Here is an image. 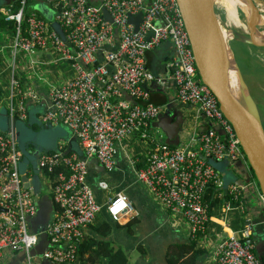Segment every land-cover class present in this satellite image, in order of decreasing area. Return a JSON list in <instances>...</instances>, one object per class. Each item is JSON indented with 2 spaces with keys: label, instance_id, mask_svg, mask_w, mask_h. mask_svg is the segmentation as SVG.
I'll use <instances>...</instances> for the list:
<instances>
[{
  "label": "built area",
  "instance_id": "obj_1",
  "mask_svg": "<svg viewBox=\"0 0 264 264\" xmlns=\"http://www.w3.org/2000/svg\"><path fill=\"white\" fill-rule=\"evenodd\" d=\"M26 6L27 0H20L15 11V7L3 11L5 20L15 24L13 47L31 53L53 46L71 61L76 74L67 83L50 85L46 98L36 92L24 95L18 79L13 78L19 97L16 107H11L10 123L28 122L27 102L41 100L44 111L38 122L44 126L64 125L85 157L68 153V142H58L54 150L39 152L32 175L29 164L24 171L21 169L24 154L12 131H0V256L8 249L24 251L26 264H33L35 258L59 264L80 263V243L101 212L94 185L88 181L87 159L96 156L107 172H114L125 137L131 133L142 139L150 137L151 123L165 107L153 103L150 91L144 87L145 83L160 79L148 67L147 54L163 41H171L175 49L167 64L176 87L174 97L196 105L209 128L182 146L152 139L148 155L131 154L126 160L139 182L170 209L183 213L191 235L204 231L210 218L209 203L203 198L205 189L210 184L224 186L222 173L207 158L243 161L246 172L250 169L232 123L199 76L177 0H102L100 4L57 0V20L64 37L37 12H27ZM139 12L143 17L135 31L128 22L129 14ZM152 30L154 33L147 39ZM160 80L161 86L166 85ZM249 172L246 182L240 179L229 186L235 199L247 189L257 191L254 174ZM34 174L42 183L40 192L34 189ZM96 186L110 188L102 176ZM44 194L51 198L54 209L44 231L35 233L31 220ZM260 197L264 202L263 194ZM131 209L127 196L121 192L108 199L107 210L114 221ZM42 232L47 234L48 246L36 255L33 250ZM244 235L248 236L247 230ZM214 254L215 264H262L253 243L235 235L221 242Z\"/></svg>",
  "mask_w": 264,
  "mask_h": 264
},
{
  "label": "crops",
  "instance_id": "obj_2",
  "mask_svg": "<svg viewBox=\"0 0 264 264\" xmlns=\"http://www.w3.org/2000/svg\"><path fill=\"white\" fill-rule=\"evenodd\" d=\"M56 1L27 0L26 10L27 12H37L41 18L50 22L51 27L55 29L53 24L58 23ZM88 1L92 4H100L102 0ZM150 1L147 0L148 3ZM19 3L20 0H0V14L9 7H18ZM37 5H40L42 10H39ZM13 44V30L8 26L0 27V89L1 87L4 90L7 89V86L3 84L6 77L10 81V96L7 105H3V101L0 99V115H2L4 108L7 109L9 115L11 107H16L18 104L19 87L14 86L13 78L18 79L24 95H31L36 92L40 94L41 98H46L50 85L64 84L74 77V67L71 61L53 46L30 53L23 49H15ZM5 53H8V56H5ZM174 53L175 49L171 41H163L157 48L147 54L148 67L157 78L164 80L166 85L161 86L159 82L161 80L157 79L145 83L144 87L151 92L150 100L152 97L154 103L161 108L165 107L167 112H164V115L180 114L184 116L179 133L180 144L176 145L182 146L190 143L191 138L196 134L206 131L209 124L196 105L179 101L174 97L176 87H174V81L171 80V71L167 65ZM10 56L11 59H6ZM7 71L8 75H5ZM165 99L166 102L162 103ZM27 108L29 120L37 123L40 114L44 111L42 101L40 100L39 103L27 102ZM163 111L157 120L151 123V127L159 129L157 132L158 141L173 145L168 143L165 132L157 125L160 123V118L164 116L162 115ZM63 127L67 131L64 141L68 142L69 147V141L72 140L70 138H73V136L68 128L64 125ZM133 135L135 134H129L122 141L123 148L120 150L117 160L118 166L114 171L115 173L112 174L114 176H111V180H107L110 186L109 189L98 187L95 189L104 170L100 162L99 164L92 163L88 165L90 172L88 181L94 185L96 197L101 205L100 216L94 225L98 226L105 219L112 222V231L109 238L124 251L128 258V264H168L167 253L169 248L175 243L187 240L191 235V227L180 210L170 209L144 183L139 182L135 174L129 169L126 160L127 155L137 153L135 148L125 143V141L133 140ZM151 148L152 145H150L146 154H142V156L148 155ZM225 163L227 169L231 172V178L237 177L238 180L247 181L250 170L246 172V162L231 163L226 160ZM243 164H245V167ZM218 165L220 166V164ZM92 174H94L93 177ZM237 182L234 181L232 184ZM230 184L226 185L227 187L216 186L217 191L215 193H220L216 197L219 201L212 208L206 232L197 239L196 247L203 251L198 262L215 264L214 252L217 246L230 235H235L239 238H245L247 241L253 240L254 251L264 264V202L260 197L261 191L257 184L255 185L257 191L252 189L244 191L246 208L243 210L237 202L223 203L224 195L230 193ZM110 190H115L113 195L118 192L125 194L132 205V209L116 222L108 219V199L113 196L107 193ZM101 216L102 219H100ZM245 230L248 232L247 237L244 235ZM86 236L99 235L91 226L86 230ZM40 254L36 253V255ZM35 262L37 264L56 263H49V260H44V258H35ZM0 264H26V254L24 251H10L7 249L1 253ZM97 264H108V260L102 259V262Z\"/></svg>",
  "mask_w": 264,
  "mask_h": 264
},
{
  "label": "water",
  "instance_id": "obj_3",
  "mask_svg": "<svg viewBox=\"0 0 264 264\" xmlns=\"http://www.w3.org/2000/svg\"><path fill=\"white\" fill-rule=\"evenodd\" d=\"M246 1L251 8L250 10L253 18L252 24L249 23V36L247 39L242 38L243 42H247L248 44H252L256 47H264V39L257 40L255 37V31L257 30L256 24L259 22L261 17L257 13L255 1L262 3H264V1ZM177 2L184 20L185 28L190 38L195 65L197 67L199 76L202 82L206 84L215 94L219 101L221 110L223 111L226 118L232 123L237 136L240 139L241 146L245 152L248 167L255 175L257 185L264 196V120L260 113L257 101L248 88V84L241 71L235 52L232 48V44L230 48L233 52V67H235V69H232H234L239 75V79L241 82H243L244 88L242 90L235 89L231 84L224 81L218 71V66L222 64V59L220 56V50L222 46L220 23H222V21L216 11L217 3L215 0H177ZM37 8L42 10L40 5H37ZM142 17V12H139L136 15L129 14L128 22L134 25L135 31L138 30L139 24L142 21ZM53 27L61 36L64 37V33L60 27V24L55 23L53 24ZM153 33V30L150 31L146 38L149 39ZM164 112L166 113L167 110H164L162 115L165 114ZM5 118L7 120V128H0V131H12L14 140L25 154L30 152L38 156L40 152L39 148L31 147L29 144L21 141V138L26 135V131H24V129L30 132H36L33 130V123H31V120L28 122L14 120L12 123H10V117L8 113L6 114ZM183 121L184 116L180 114L164 115L160 118V123L157 125L160 126L165 132L168 143L173 145L180 144L179 133L181 131ZM36 124H39L40 127L43 126L46 129L53 127L44 126L40 122ZM70 139L72 140L69 141V147L67 149L68 153L76 152L80 158L84 159V153L80 149L77 140L75 138ZM31 145H33V143H31ZM207 160L222 173L225 187H227L230 183L232 184L234 181H238L237 183H239L237 177L231 178V172L227 169L225 162L218 163L220 164L219 166L217 164L218 161L215 159L207 158ZM87 162L88 165L92 163L99 164L96 156L90 157ZM36 163L37 160L35 164ZM243 166L245 167V164H243ZM26 179L27 178L24 177V180ZM25 186H28V183H25ZM42 187V183L37 174L36 182L34 183V189L36 192H40ZM225 191L227 192V190ZM53 209V201L47 194H44L38 200L37 214L31 220V228L33 232L37 233L39 231H44L50 221ZM48 241L47 234L42 232L39 237V243L34 248V250H37L38 252L33 250V253L42 254L48 244ZM248 242L254 243L253 240ZM44 260L48 259L44 258ZM52 262L53 261L49 260V263ZM197 264H202V262L199 261Z\"/></svg>",
  "mask_w": 264,
  "mask_h": 264
},
{
  "label": "rangeland",
  "instance_id": "obj_4",
  "mask_svg": "<svg viewBox=\"0 0 264 264\" xmlns=\"http://www.w3.org/2000/svg\"><path fill=\"white\" fill-rule=\"evenodd\" d=\"M217 3V13L222 21V23H225L227 25L228 18H227V11L225 9V6L223 3H221V0H218ZM238 15L244 25L248 24L249 22L246 19V16L249 15L245 13L243 8L238 7L237 8ZM262 17H260L259 22L256 24L257 30L263 31L264 30V21L261 20ZM263 19V18H262ZM230 28H232L233 31H235L236 35L242 33L243 27L234 26V25H227ZM239 30V31H238ZM14 33V32H13ZM240 39H235L232 41V48L235 52L236 58L238 60V63L240 65L241 71L245 77V80L248 84V88L251 91L253 97L257 101L260 113L264 120V47H256L252 44H248L247 42H243V39H247L248 37L246 35H240ZM243 38V39H242ZM242 39V40H241ZM250 52V54L248 53ZM255 55V59H252L254 62L259 63L256 68L252 64V61H249V56L253 57ZM5 56H8V53H5ZM12 56V54H11ZM11 56L6 59H11ZM74 67V66H73ZM254 68V69H253ZM11 70V69H10ZM73 76L76 74L75 68H73ZM22 74V72H20ZM5 75H8V71L5 73ZM53 79V78H52ZM4 86H7V89L4 90L2 87L0 89V99L3 101V105H7V100L10 96V81L8 78H5V82H3ZM61 84V83H59ZM2 115H0V128L6 129L7 128V120L5 118L7 114V109L4 108L2 111ZM1 114V113H0ZM36 132H30L24 129L26 131V135L21 138V141L29 144L31 147H37L39 148V151L42 152L44 150L50 151L52 149H55V146L58 142L64 141L66 138L67 131L63 127V125H56L53 127H49L46 129L45 127H37ZM159 129L152 126L151 128V135L147 139H142L140 136L133 135V140H126L125 143H128L131 147L135 148L136 153L138 155L146 154L147 150L149 149L151 145V140L158 138V132ZM32 141V142H31ZM33 143V145H31ZM21 149V148H20ZM22 150V149H21ZM24 160L21 162V169L24 171L26 166L29 164L32 168V175L33 170L35 167L36 157L34 154L27 152V154L24 153ZM214 161V160H212ZM115 172H107L105 169L103 170L102 178H105L107 180H111V176H114ZM37 174H34V183L36 182ZM40 179V178H39ZM97 186H95L96 189ZM115 190H110L107 193L109 195H113ZM102 219V216L101 218ZM102 259L98 262L101 263ZM33 264H37V262L34 261Z\"/></svg>",
  "mask_w": 264,
  "mask_h": 264
},
{
  "label": "trees",
  "instance_id": "obj_5",
  "mask_svg": "<svg viewBox=\"0 0 264 264\" xmlns=\"http://www.w3.org/2000/svg\"><path fill=\"white\" fill-rule=\"evenodd\" d=\"M16 9L17 7H15L13 11H15ZM7 26L10 27L12 30H15L14 22L5 20L4 14L1 13L0 27ZM248 53L250 54V52ZM248 58L249 61H252V64L255 66V68L260 65L259 63L254 62L252 60L255 59V55H253V57L249 56ZM20 91H22L21 87ZM151 101L153 102L152 97ZM164 102H166V99L163 100L162 103ZM37 127L39 126L33 124V130H35ZM139 165L142 166L143 164L140 163ZM216 191V186H214V184H210L205 189L203 195L204 200L207 201L210 206L209 216H211L213 206L219 201V199L214 196V193ZM223 199L224 204L229 201H234L239 203L242 207L246 208V201L244 199L243 193H240L238 199H235L232 193L225 194ZM108 216V219H110V221H114L110 217V215ZM93 227L97 235L99 236H86V238L80 243V246L78 248V254L81 264H97L101 259H107L108 264H128V258L124 251L121 248L117 247L114 241L109 238V235L112 231V222H109L105 219L101 224H99L98 226L93 225ZM205 227L206 229L204 231L197 232L196 236L190 235L187 240L173 244L169 248L167 253L168 264H197L200 256L203 254V251L197 249L196 247L197 239L206 232L208 224L205 225Z\"/></svg>",
  "mask_w": 264,
  "mask_h": 264
},
{
  "label": "bare ground",
  "instance_id": "obj_6",
  "mask_svg": "<svg viewBox=\"0 0 264 264\" xmlns=\"http://www.w3.org/2000/svg\"><path fill=\"white\" fill-rule=\"evenodd\" d=\"M218 2V0H215ZM227 11L228 22L227 25L241 26L243 27V32L236 35L235 31L232 30L225 23H220V35H221V50L220 56L222 59V64L218 66V71L225 82L231 84L235 89L242 90L244 88L243 82L239 79V75L235 72V67H233V52L230 48L232 41L235 39H240V35L249 36V25H244L238 15L237 8H243L245 13L249 14L246 16L247 21L252 24L253 15L251 13V8L246 0H221ZM257 7V13L261 16V20L264 21V3L255 1ZM239 31V30H238ZM255 37L257 40L264 39V30H256ZM234 68V69H232Z\"/></svg>",
  "mask_w": 264,
  "mask_h": 264
},
{
  "label": "flooded vegetation",
  "instance_id": "obj_7",
  "mask_svg": "<svg viewBox=\"0 0 264 264\" xmlns=\"http://www.w3.org/2000/svg\"><path fill=\"white\" fill-rule=\"evenodd\" d=\"M31 123H33V124H36V123H34V122H32V121H31ZM37 123H38V122H37ZM36 125H38V126L40 127V125H39V124H36ZM35 157H36V155H35Z\"/></svg>",
  "mask_w": 264,
  "mask_h": 264
},
{
  "label": "clouds",
  "instance_id": "obj_8",
  "mask_svg": "<svg viewBox=\"0 0 264 264\" xmlns=\"http://www.w3.org/2000/svg\"><path fill=\"white\" fill-rule=\"evenodd\" d=\"M158 117H159V116H158ZM158 117H157V118H158ZM156 120H157V119H156ZM171 146H176V145H171ZM91 157H92V156H91ZM89 158H90V157H89ZM89 158H88V159H89ZM96 158H97V157H96ZM88 159H87V160H88Z\"/></svg>",
  "mask_w": 264,
  "mask_h": 264
}]
</instances>
